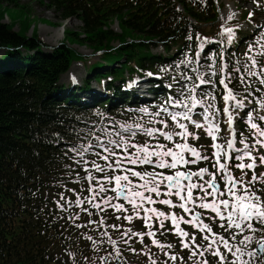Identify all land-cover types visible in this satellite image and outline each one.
Masks as SVG:
<instances>
[{"label": "trees", "instance_id": "1", "mask_svg": "<svg viewBox=\"0 0 264 264\" xmlns=\"http://www.w3.org/2000/svg\"><path fill=\"white\" fill-rule=\"evenodd\" d=\"M46 2L61 20L77 18L83 23L79 33L65 30L64 43L51 52L44 51L47 45L36 30L31 37L23 36L21 29L15 31V25L4 24L5 13L0 14V264H109L105 255L108 250L89 239L102 232L114 241L118 257L127 264H182L183 260L188 264L187 254L179 251L173 260L147 241L143 245L133 241L127 244L123 233L131 225L118 222L113 213L102 214L108 220L103 226L99 224V230L88 224V213L82 207H90L75 203L86 198L88 191L83 180H75L79 173L75 169L78 155L74 149L85 144V131L92 127L93 117L131 103L133 98L122 90L128 77L155 74L151 92L156 97H162L168 87L177 94L184 84L183 77L196 80L200 42L207 38L217 40L219 35L214 33L222 32L219 27L214 33L209 32L218 19L212 1ZM0 4L20 5L19 0H0ZM189 18L196 24H190ZM114 25L120 32L112 29ZM80 43L100 53L102 60L88 67L91 78L83 85L65 86L62 76L74 62L84 60L70 47ZM159 46L164 54L153 53ZM208 50L213 52L217 71L226 63L227 71L236 72L239 53L231 48L223 51L217 42L210 44ZM194 68L198 71L193 72ZM92 80L110 92L109 96H99L95 105L84 102L82 95L90 92ZM249 80L256 87L254 80ZM229 87L240 96L247 94L239 78H232ZM241 131L244 132L243 126ZM233 169L239 178L241 173ZM246 179H251L250 175ZM260 195L264 197V192ZM68 201L73 203L69 206ZM93 218L99 220L96 214ZM252 223L258 231L246 233L253 235L251 244L255 247L260 236H264V225ZM114 224L118 227H111ZM241 239L237 236L235 241L239 243ZM163 241H171V235L161 233ZM144 245L156 249L164 258L152 262L147 257L149 261H145L141 259L143 253L126 251L132 246L139 251L136 246ZM259 264H264V257Z\"/></svg>", "mask_w": 264, "mask_h": 264}, {"label": "snow or ice", "instance_id": "2", "mask_svg": "<svg viewBox=\"0 0 264 264\" xmlns=\"http://www.w3.org/2000/svg\"><path fill=\"white\" fill-rule=\"evenodd\" d=\"M256 3L259 5V0H256ZM252 15V13H249L250 19ZM225 31L229 36H235L232 28H227ZM259 55L264 56V45H261ZM250 59L251 66L245 65L244 74L239 76L240 84L247 93L242 99H238V94L232 87H229L232 73L231 71H227L228 66L226 63L222 69L224 71L223 78L216 82L222 84L224 90H226L223 100L229 102L228 106L219 108L217 111L227 113L226 123L230 125L229 135L231 138L226 135L224 137V144L213 143L212 147L215 149L213 157L202 155L201 151L188 143L189 137L199 139L198 135L194 136V133L189 131V124L193 125L196 129L205 127L204 123L199 119H194V115H201L208 122L206 132L212 141L215 142L218 139L221 129L218 123L209 119L211 116L210 112L194 113L193 109L196 105L207 104L208 108H213L214 105L209 103L208 94H204L200 99H197L196 92L199 85L196 84L192 76H186L185 79L192 81V88L188 89L186 93L183 91L180 93L183 99L173 97L169 102L175 107L185 108L186 111L180 114L172 113L168 108H161V111L170 117V119H160L157 121V123L163 125L162 128H144L143 126H138L146 136L153 138L156 141L155 143H148L146 141L144 143L133 144L130 142V139L119 142L112 140L109 143L113 147H108L101 143L100 147L103 149V152L94 153L97 158L105 162L104 164L97 163L95 160L85 162L91 164V168L86 169L88 173L86 179L96 181L94 186H90L87 189L93 193V196L88 201L92 204V207L97 211H106L107 207H112L117 212L123 214L128 212L125 205L123 203H112V201H127L131 205V211L135 213L136 217H140L141 212L148 214L142 217L147 222L149 229L147 235H155L151 231L153 217L159 220L161 229L164 228V222L170 219L179 237L191 239L192 243H195V233L190 236L189 232L180 226V222L184 221L187 225L199 229L201 233H205L201 236V240L202 242L208 241V243L198 244L196 247L203 246L213 256L218 257V264H249V261L244 259L245 254L251 258L256 255V251L245 253V249L253 240L252 234L245 233L254 234L258 231L253 226V221L264 225V197L260 195V193L264 192V188L256 187L257 184L264 185V173H261L259 176L256 174V168L264 165V152L258 156L253 155L254 151L259 152V149L255 147L257 144L260 146V149H264V126L253 120L247 112L245 115L249 119V132L255 139L250 143L249 136H245L241 132L243 139L240 140V143L243 144V147H236L237 129L235 123L236 117L239 115V109L246 107L245 100H248L250 96L254 97V93L264 91V70H257L256 66L260 64V61L254 56L250 57ZM237 63L239 62L237 61ZM234 70L236 72L240 71L238 67ZM197 71L198 69H193V72ZM212 75H216L215 70H213ZM247 77H256L262 87L254 89L251 80L247 79ZM199 82L200 84H213L212 80H205L203 75L199 76ZM210 98L214 100L215 96H211ZM231 102H235L234 107ZM261 107L264 108V97L261 98ZM154 115L159 116L160 112ZM259 120L264 121V115L259 116ZM177 128L180 131H177ZM134 135L135 133H133ZM175 137H179L180 141L177 142ZM97 140L99 141L100 138L97 137ZM161 140L169 141L173 146L170 147L168 144L161 143ZM92 148L93 145L88 144L82 149L74 150L81 157L82 161L84 153ZM115 149H120V151H116ZM257 159H259V165L257 164ZM201 160H211L214 171H210L207 167H202L198 171L193 172L189 165L197 164ZM246 160L248 161L247 163H245ZM232 168L240 170L241 175L239 178L234 176ZM91 169H95L97 173H102L103 175L97 177L93 175ZM248 171L252 172L251 179H246ZM206 175L208 177L207 180L204 179ZM218 175L222 177L223 188H221V184L217 180ZM97 188L99 192H97ZM109 191L115 195L104 200V208L99 203L93 202L99 193H107ZM194 191H198L199 196H194ZM173 196L178 198L175 203L172 199ZM154 197H163L159 200V203L171 208L179 207L185 213H193L196 207L211 210L212 213H215V216L211 219L216 220L217 217L219 218L218 227L223 232L229 234L228 238L223 234L213 231L210 223H204L201 220V216L203 215L201 212H195V215L190 220H184L183 216H178L175 212L166 214L156 207H146V205L157 203ZM67 203L70 206L73 202L68 201ZM75 203L82 206L84 201L77 199ZM189 205H193L194 207H189ZM82 211L87 212L89 216L95 214L83 207ZM119 218L117 217V219ZM124 219L132 222L134 217L133 215H127ZM96 223L99 224L102 221H97ZM111 227L117 228L118 226L114 224ZM131 232L132 229L129 228L123 235ZM134 234L139 235L141 242H143L144 233ZM237 236L242 237L239 244L229 243V240L235 241ZM153 243L161 249L165 247L158 240L154 239ZM221 246L226 252H221ZM167 247L171 248L172 245H167ZM183 247L190 248V245L184 242ZM132 250L135 251V249ZM191 251L193 255L196 254L194 250ZM258 251L264 253V237L258 241ZM229 253L233 257L232 259H229ZM170 258L176 259L175 256H171ZM203 264H208L207 260Z\"/></svg>", "mask_w": 264, "mask_h": 264}, {"label": "rangeland", "instance_id": "3", "mask_svg": "<svg viewBox=\"0 0 264 264\" xmlns=\"http://www.w3.org/2000/svg\"><path fill=\"white\" fill-rule=\"evenodd\" d=\"M221 0H219L220 2ZM43 4L40 2V0H19L20 5L18 7H9L5 4H0V14L5 13L4 18L7 17V19H4L5 23H11L13 25H15V30H22L21 34L23 36H31V32L33 33L34 30H36V35L39 36V39L45 44L47 45V47L45 48V51L50 52L53 48H56L58 46H60L62 43H64V31L63 30H68L71 32H75V33H79L81 31V27L83 26V23L77 19V18H71L68 19L66 21L61 20L58 17V13L55 12L53 9L47 7V2L46 0H43ZM224 2V8L227 6V4H231L232 2L237 3L240 8L242 9H248V11H251V9H253V16L251 17V19H246L244 17H242L241 22L238 21V18L241 14V12L237 13L238 15L235 14H230L228 11H226L225 13L223 12V14H221V18L219 23H216V27L211 28L209 30L210 33H214L215 29H217L218 27L220 28L219 31L224 30L223 32H216L214 34L219 35V39H225L227 41V37L229 38L230 42H234L236 39L237 41H239V37L238 35H236L237 30L235 28L236 24L237 26L241 29V34L240 36L243 37L246 34H250V33H256V42L254 41V43H251L250 45L246 46V45H242L239 47V51H243L244 54L243 55H237V60L240 64H242L243 68H245V65L251 66V59L250 57H255L258 61H260V64H258L257 70H264V56L259 55V52L261 51V45H264V0L259 1V5L256 3V0H240L241 5L238 3V0H223ZM232 11V10H231ZM247 12V11H246ZM248 13V12H247ZM246 13V15H247ZM245 15V16H246ZM231 17V18H230ZM8 20V21H7ZM233 20V21H232ZM255 23V25H254ZM262 26V27H261ZM225 28H232L235 32V36L231 37L229 36V34L225 31ZM256 28V30H255ZM28 29V31H26ZM115 32H120L119 28L117 27V25H114L112 28ZM32 30V31H31ZM255 30V31H254ZM31 31V32H30ZM30 32V33H29ZM232 38H235L232 39ZM234 40V41H233ZM114 47H118V43H113L112 44ZM247 47V49H246ZM72 49H74L78 55L82 56L84 58V60L82 61H78L75 62L70 71L65 74L62 79H61V83L65 86H69L71 84L70 82V77H75V79H77L79 81V85H83L84 82L87 79H90L91 77L88 74V67L92 64H95L97 61H101L102 57L100 54L98 53H94L92 49H90L87 44L85 43H80V44H75L71 46ZM226 48V47H225ZM248 49L251 51H248ZM153 53H162L164 54V50L162 46H159L157 49H153ZM234 78V77H232ZM236 78H239V76H237ZM253 79H256V77H252ZM140 82H145L147 80V82L150 80L149 78H143L140 79ZM141 83V84H134V88L137 89L138 94H141L143 87L142 86H148V83ZM192 85L188 86V89L192 88ZM90 92L83 96L86 99H90V97H98V96H103L104 90H103V86H100L97 82L95 81H91L90 82ZM201 90H198V92H200ZM170 95V94H169ZM211 96H215V94H209V103L213 104L214 107L210 108L213 111V116H215V120L219 121V124H222L224 119L221 118L222 114L220 113V111H217V106L220 105V101L218 102V98L215 96V99L212 100L210 97ZM201 96H198L197 99H200ZM245 108H241L243 109H248L247 112H249V114L251 115V117L253 118V120H255V118H257L256 122L260 123L259 120V116L264 115V109L261 107V100H260V105L257 106V108H251V102L250 99L245 100ZM218 113H220V118H218ZM243 112H240L239 109V114H243ZM120 116V115H118ZM130 121H128V123L131 125L132 123L138 124V123H147V120H142L141 118H134V120L128 118ZM139 119V120H137ZM239 120L240 118L237 119V127L239 128ZM264 122V121H262ZM261 124V123H260ZM262 125V124H261ZM264 126V125H262ZM109 129L111 128H107L104 129V132H107V130L109 131ZM171 130V129H169ZM103 131V129H101V131L99 133H101ZM108 133V132H107ZM192 133H194L195 135L199 136L200 142H204V135L206 134L205 132L203 133L202 130H195L192 131ZM225 129H222V133H221V137L225 136ZM194 135V136H195ZM96 137V136H94ZM252 138H254L252 136ZM148 142V143H155L156 141L153 140V138L148 137V136H141L137 139L138 143H144V142ZM179 140H177V142H179ZM161 142V141H160ZM207 144V141H206ZM203 153L205 154V156H209L210 151L207 148V145L205 146V148H202ZM262 150H259V152L255 151V154L259 155L260 153H262ZM248 162V161H247ZM246 162V163H247ZM259 165V164H258ZM260 169V170H259ZM259 170V171H258ZM261 173H264V165H260L257 168L256 174L259 176ZM161 209V208H160ZM131 209H128V212H125V214L123 216H121L120 221H126V219H124L125 216L130 215L131 213ZM112 219V218H111ZM88 224H92L93 227L95 228V230H99L98 226L99 224H97L96 220L92 217V216H88L85 219ZM98 221H102L104 222V220H98ZM116 223V220H115ZM135 224V223H133ZM138 226V224H136ZM139 227V226H138ZM140 230H137L135 233H141ZM165 233H167L166 230H164ZM161 235V233L159 234ZM137 237H140L139 235H136ZM156 236V235H155ZM91 237V243L94 244L97 247H104L105 249L108 250V252H105V255H108V259L109 262L111 264H114L116 259L118 258L119 254L118 251L114 248L112 240L109 239L108 234H106L105 232L99 233L98 236L92 235ZM141 239H139V241L134 240L133 242H135L138 245H143L144 242L140 241ZM158 240L159 239H155ZM129 241H127L128 243ZM161 244L165 245V247L163 249H161L160 247H158L155 243L152 242L153 246H157L159 249L162 250L163 254L165 257L170 258L171 255H165V253L169 254V250L170 248L167 247L168 244H166L165 242H161L159 241ZM172 245V244H170ZM176 246L172 245L171 247V251L170 254H173L174 251H176V249L179 250L178 248H175ZM136 248L140 251H133L132 249L133 246L131 248H126V251H128V253H133L135 255L139 254V253H143L142 254V258L145 261H149V259L156 262H160L164 257H161V253L159 251H157L156 249L150 250V248H148L147 246H136ZM249 248H254V246L251 244L249 246ZM187 251V250H186ZM151 252V253H150ZM146 254V255H145ZM187 254L189 256L188 260L192 259V255L189 251H187ZM205 255V253L202 251V255ZM144 257V258H143ZM149 259H148V258ZM194 264H198V262L193 261ZM191 262V263H193ZM128 262L123 259V261H121L119 264H127ZM190 262H188V264H191ZM137 264V263H135ZM182 264H185L184 260L182 261ZM253 264V263H252ZM257 264V263H256Z\"/></svg>", "mask_w": 264, "mask_h": 264}, {"label": "bare ground", "instance_id": "4", "mask_svg": "<svg viewBox=\"0 0 264 264\" xmlns=\"http://www.w3.org/2000/svg\"><path fill=\"white\" fill-rule=\"evenodd\" d=\"M228 7L232 10V11H234L233 10V6L232 5H230V4H228ZM78 85V84H77ZM143 87V89H142V93L140 94V95H138V98H144L145 96H146V91H144V90H146V88L148 87L147 85L146 86H142ZM154 100L152 99L150 102H147V103H151V102H153Z\"/></svg>", "mask_w": 264, "mask_h": 264}, {"label": "water", "instance_id": "5", "mask_svg": "<svg viewBox=\"0 0 264 264\" xmlns=\"http://www.w3.org/2000/svg\"><path fill=\"white\" fill-rule=\"evenodd\" d=\"M257 253H258L260 256L263 255V253H261V252L258 251V247H257ZM117 263H119V261H117Z\"/></svg>", "mask_w": 264, "mask_h": 264}]
</instances>
